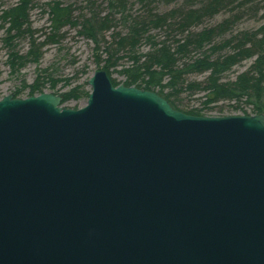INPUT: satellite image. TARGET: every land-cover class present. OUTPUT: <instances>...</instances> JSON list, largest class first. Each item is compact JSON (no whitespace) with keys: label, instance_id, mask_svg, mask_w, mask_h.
Returning a JSON list of instances; mask_svg holds the SVG:
<instances>
[{"label":"water","instance_id":"water-1","mask_svg":"<svg viewBox=\"0 0 264 264\" xmlns=\"http://www.w3.org/2000/svg\"><path fill=\"white\" fill-rule=\"evenodd\" d=\"M89 85L0 101V264H264V114Z\"/></svg>","mask_w":264,"mask_h":264},{"label":"rangeland","instance_id":"rangeland-1","mask_svg":"<svg viewBox=\"0 0 264 264\" xmlns=\"http://www.w3.org/2000/svg\"><path fill=\"white\" fill-rule=\"evenodd\" d=\"M31 2L33 8L29 20L34 32L32 40L39 48L32 51L31 39L24 37L15 41L13 52L6 44L9 25L2 22V13L17 7L20 0H0V101L10 95L14 99H27L47 93L63 98L60 104L63 108L78 110L87 105L88 98L83 96L75 99L73 92L78 90L79 93L90 94L92 87L89 81L98 71H106L112 84L114 82L117 85H113L114 87L124 85L144 90L137 86L143 88L145 83H149V77L138 70L142 63L136 65L133 57L144 58L153 55L165 46L171 53H175L179 50L178 46L190 36L210 32L212 40L202 49L196 46L189 48V52L179 56L181 59L178 65L182 67L183 64H190L205 56H211L212 60H216L235 54L239 41H243L245 36L258 32L264 26V0H223L219 4L213 3V0H31ZM58 3L63 8H71L73 18L80 23L85 20H96L99 30L97 42L82 35L83 30L80 26L65 28L59 39L51 41L49 38L51 6ZM207 6H212V9L208 11L209 14L203 15V10ZM190 12H196L203 17L199 23L192 25L189 31H183L180 25ZM155 16L168 17V25H157ZM116 37L132 38L133 41L131 47L117 53L113 59L106 50L109 48L113 51L118 50ZM226 43L230 46L224 47ZM257 58L256 56L240 61L222 76L220 83L232 86L240 84L243 77L247 80L250 77L257 78L253 71ZM20 62L23 65L21 67ZM135 74L136 77L139 74L141 77L136 78ZM209 75L210 73L187 74L175 86H171L170 77H166L158 87L148 91L158 94L166 101L168 100L164 97H169L176 107L168 101L174 110L189 116L224 118L262 114L255 107L258 103L253 95L250 98L242 96L240 99L221 100H216L213 96L208 97L209 93L204 86ZM135 79L137 83L132 82ZM199 85L202 88L198 87ZM159 92H163L164 97Z\"/></svg>","mask_w":264,"mask_h":264},{"label":"trees","instance_id":"trees-1","mask_svg":"<svg viewBox=\"0 0 264 264\" xmlns=\"http://www.w3.org/2000/svg\"><path fill=\"white\" fill-rule=\"evenodd\" d=\"M214 2L219 4L223 2V0H213V3ZM31 8H33L31 0H20V3L17 5V7L11 8L10 10L4 11L2 13V22L4 25H9V28H7L6 44L13 52L15 48V41L24 37H29L31 39L32 51L38 50L39 48L36 45V42L32 40L34 38V32L31 29L29 20ZM51 8L52 22L49 28V38L51 41L55 42L57 39H59L61 37L60 35L62 31L65 28L80 26L83 30L81 32L82 35H85L91 40L97 42L99 30L97 29L98 26L96 24V20H85L80 23L79 20L73 18L71 8H63L59 3L54 4L51 6ZM211 9L212 6H207L203 10V15L209 14L208 11ZM203 15L197 14L196 12H190L188 16L183 19V23L180 25L182 27L181 29L183 31H189L192 25L201 21ZM155 19L157 25H168L169 18L166 16H155ZM99 29L102 30L103 28ZM116 38H118L116 43L119 46L118 50L113 51L112 48L108 49L109 52L106 50L107 53L112 55L111 57H113V59H115L117 53L124 51L128 47H131V41H133L132 38ZM211 40L212 34L210 32H202L201 34L190 36L189 39H186L183 44L178 46L179 50L175 53H171L170 49L164 45L165 47L161 48L159 52L154 53L153 55H147L144 58L133 57L132 59L136 65L142 63L141 66H138V70H141L144 75L149 77V83H145L143 88L139 86L137 87L147 91L154 90L153 88L158 87L160 82L166 77H170L171 86H175L178 85L179 81H182V77L187 74L210 73L206 85L204 86V89L209 93L208 97L213 96V98L216 100H221L240 99L242 96L250 98L253 95L256 98V103H258L255 106L257 111L260 114H264V26L258 32L247 35L244 37L243 41H239L237 51L233 55L218 58L216 60H212L211 56H205L203 59L194 60L190 64H183L182 67L178 65L181 59L179 56L189 52V48L196 46L202 49L204 45L209 43ZM135 42L138 43L137 40H135ZM226 46H230V44H224V47ZM256 56L258 58L253 71L258 76L257 78L250 77L247 80L246 77H243L244 79H241L240 84L238 83L232 86L220 83L222 76L229 72L240 61ZM142 59L145 60L142 61ZM21 66H23L22 62H20L19 67ZM140 77L141 75L139 74L136 78ZM136 80L137 79L134 81L132 80V82L137 83ZM113 85L117 86L114 82ZM127 86L131 85L127 84ZM198 87L202 88L201 85ZM159 94L164 97L163 92H159ZM83 96L88 98L89 93H79L78 90L73 92V98L75 99H80ZM164 98H166L172 104V106H174V103L169 97L165 96ZM68 99L69 98H67V100Z\"/></svg>","mask_w":264,"mask_h":264},{"label":"bare ground","instance_id":"bare-ground-1","mask_svg":"<svg viewBox=\"0 0 264 264\" xmlns=\"http://www.w3.org/2000/svg\"><path fill=\"white\" fill-rule=\"evenodd\" d=\"M87 93V92H86Z\"/></svg>","mask_w":264,"mask_h":264}]
</instances>
